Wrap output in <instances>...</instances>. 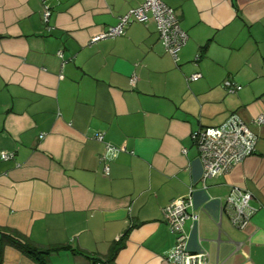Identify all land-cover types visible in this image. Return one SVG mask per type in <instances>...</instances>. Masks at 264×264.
I'll return each mask as SVG.
<instances>
[{"label":"crops","instance_id":"obj_1","mask_svg":"<svg viewBox=\"0 0 264 264\" xmlns=\"http://www.w3.org/2000/svg\"><path fill=\"white\" fill-rule=\"evenodd\" d=\"M163 2L188 35L177 61L153 22L101 38L143 0H0V228L99 260L63 251L51 264H104L127 232L114 264H174L163 210L190 195L189 252L264 264V0ZM233 114L257 150L203 181L191 135ZM235 188L256 209L244 230L224 210ZM2 264L36 263L7 247Z\"/></svg>","mask_w":264,"mask_h":264},{"label":"built area","instance_id":"obj_2","mask_svg":"<svg viewBox=\"0 0 264 264\" xmlns=\"http://www.w3.org/2000/svg\"><path fill=\"white\" fill-rule=\"evenodd\" d=\"M51 10L45 6L43 19L45 24L49 23ZM135 20L142 24L153 22L158 29L160 40L175 60H178L179 52L187 44L188 35L182 30L177 15L173 9L168 7L163 0H143L141 6L130 10L119 19V23L104 33L102 39L120 37L125 34L126 27ZM61 55V54H60ZM201 78L197 73L189 78L196 82ZM137 81L132 77L131 84ZM227 91L236 93L241 89L238 85L227 83ZM264 123V117L256 119L257 125ZM97 140L102 141L103 136ZM193 145L196 147L199 158L203 165V181L218 179L227 176L232 169L241 164L246 158L253 155L257 150V136L249 129L238 114L231 115L224 123L216 127L200 129L191 135ZM107 151L116 155L120 150L107 146ZM13 154H3V160H10ZM106 174L109 168H105ZM253 196L250 192L235 188L225 200L224 210L229 213L232 225L244 230L256 212L251 206ZM165 220L172 234L176 236V245L168 257V261L174 264H207V255L204 253L194 254L187 250L188 235L186 223L189 220L197 221L198 215L192 212L191 195L187 198L172 202L163 210Z\"/></svg>","mask_w":264,"mask_h":264},{"label":"trees","instance_id":"obj_3","mask_svg":"<svg viewBox=\"0 0 264 264\" xmlns=\"http://www.w3.org/2000/svg\"><path fill=\"white\" fill-rule=\"evenodd\" d=\"M127 232L120 240V243L118 246H115L110 256L106 259V262L104 264H114L115 258L117 256V253L120 249L123 248V244L125 240L128 237ZM7 247H12L20 251L24 256L32 259L36 264H51V257L54 254L60 253V252H70L74 255H83L87 259H90L92 262L97 263L99 260H95L93 258H90L88 255H85V252L79 251V250H73L69 246L66 245H58V246H51V247H41L33 243L28 237L13 231L8 228H0V264H2L3 260V254L4 250Z\"/></svg>","mask_w":264,"mask_h":264}]
</instances>
